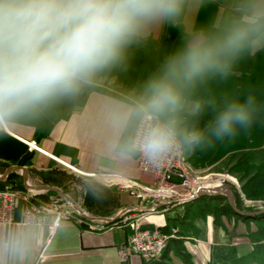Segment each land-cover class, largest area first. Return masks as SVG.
Returning <instances> with one entry per match:
<instances>
[{"label": "crops", "instance_id": "crops-1", "mask_svg": "<svg viewBox=\"0 0 264 264\" xmlns=\"http://www.w3.org/2000/svg\"><path fill=\"white\" fill-rule=\"evenodd\" d=\"M225 6L226 0H186L176 21L149 24L145 35L119 63L100 73L77 95L53 105L39 119L20 120L7 132L0 131V170L23 166L28 182L58 186L54 172L60 166L66 167L65 163L82 173L94 174L92 178L103 184L122 176L151 185V176L137 168L138 155L124 159L109 151L118 110L140 92L165 57L181 46L183 42L177 39L185 40L189 33L208 27ZM263 59L264 49L244 51L232 61L226 74H211L191 86L184 96L183 117L188 126L207 128L225 98L249 94L264 97L258 85L260 79L264 81V71L259 73L258 68ZM258 127L255 124L251 128ZM241 130L184 155L197 173L220 175L230 167L243 180L247 165L237 162L244 160L243 154L249 155L250 160L260 161L250 163V168L256 170L259 166L262 174L252 187L261 186L264 135ZM30 141L38 149L29 150ZM45 191L41 189L32 202L44 203L56 194ZM200 204L196 201L146 213L149 203L139 204L127 195L120 197L115 213L127 205L136 209L121 229L98 232L72 215L61 220L50 235L48 226L54 215L48 213L41 224H24L25 204L18 200L12 223L0 224V264H184V257L189 264H259L264 260V239L259 228L262 223L243 221L231 214L220 215L214 222L210 209ZM137 218L142 229H157L170 236L160 257L145 260L130 252L126 260L120 258L118 247L127 242ZM13 237L17 240L15 246L9 244Z\"/></svg>", "mask_w": 264, "mask_h": 264}, {"label": "clouds", "instance_id": "clouds-1", "mask_svg": "<svg viewBox=\"0 0 264 264\" xmlns=\"http://www.w3.org/2000/svg\"><path fill=\"white\" fill-rule=\"evenodd\" d=\"M186 0H0V131L36 120L115 66L153 22H174ZM264 49V0H226L212 23L187 35L138 94L120 106L109 151L160 166L247 130L264 116L249 94L225 98L204 129L183 117L186 91L226 74L244 51ZM11 238L9 244L15 246Z\"/></svg>", "mask_w": 264, "mask_h": 264}, {"label": "rangeland", "instance_id": "rangeland-1", "mask_svg": "<svg viewBox=\"0 0 264 264\" xmlns=\"http://www.w3.org/2000/svg\"><path fill=\"white\" fill-rule=\"evenodd\" d=\"M177 40L180 42H184V40H179V39H177ZM259 62L260 63L258 64V68L260 69L259 73H261L262 72L261 70L264 71V59L260 60ZM258 85H259V89L264 90V81L262 79L259 80ZM232 97H238V96L234 95ZM211 99H214V97L212 96ZM257 99H258V101L264 102L263 96L257 97ZM255 124L259 125V127L254 128V129L249 128V129H247V131L248 132L255 131L257 133H261L262 135H264V116H261L260 118H258L252 127H255ZM241 131L242 130H238L237 133H241ZM183 156H184L185 160L188 162L186 156L184 154H183ZM248 159L249 160H247V162H246L247 166L245 169L246 173L244 174V180L239 174H236L232 170V168H230V167L225 169V172H223L220 175H212L211 173H208V172L197 173L193 169V167L191 165L190 166L194 172V175L204 176V175L209 174L211 176L210 177L211 179L207 178L209 184H216V183H218L219 179H222L223 182L220 181L219 183L220 184H227L230 187V189L232 190L233 196H234L235 206L237 203L239 205V207L242 209L241 210L236 206L238 210H240L242 212H257L259 210L264 209V182L260 181L261 186L252 187V186H254V183L257 182V180L260 179V177H262V174L260 172L261 168L258 165H257L258 167L256 168V170H253L252 168H250V165H251L250 163H253L256 165V164H260V161L258 163H256L253 160H250V158H248ZM3 172L4 171L0 170V174H2ZM253 172H254V174L252 176H249ZM10 173H12V176L9 178L8 182H4V180L6 178L2 181L0 180V186H2V188L4 187V185L10 186L13 190L19 191V192L24 190V189H27V188H24V186H23L22 177L20 174H16L14 172H10ZM54 174H55V178L58 180L59 185L58 186L54 185L53 187L60 189L64 194L69 196L74 202H76L82 208V211L89 216L111 218V217L116 216L117 213H122L121 215L123 217L124 216H130V214L132 212H134V210L136 209L135 207H133V205H127L126 207L122 208L119 212L115 213V211L119 205L120 197L126 198L127 195L129 197L137 200V202L139 204H141V203L143 205L147 204L145 202H142L138 198L134 197L133 195H131L126 190L120 189V187L115 184V182H116L115 176L111 182L103 184L102 182L97 181L96 179H93L92 177H88L86 175L80 174V173L74 171L73 169L68 168V167H64V166H62V167L60 166L59 169L54 172ZM254 176H256V177H254ZM120 177H122V176H120ZM151 181H153L152 177H151ZM28 183L30 185H34L35 182L29 181ZM37 185H38V182H37ZM151 185H148V186L150 187ZM49 186H52V185H49ZM145 186H147V185H145ZM206 187H213V186L210 185V186H206ZM2 188H0V189H2ZM27 190L36 191L38 194H35L34 197L38 196L39 191H40V190H34V189H30V188ZM46 191L44 192L45 194L47 193ZM51 196H53V197L50 200H46V201H44V203H40V204H35L34 202H32V199L34 197L30 201L37 209L46 208L48 211L57 210V211L62 212V213L71 211L72 215H75L78 219H80L82 221L81 223L84 222L87 225H89L92 229L100 230L98 232H105L108 230L109 231L110 230H119L122 228L123 225L130 222V217H128L127 221L125 222L123 220L124 218H122V216L117 218L113 223H105L102 221H88V220L76 215L71 210L70 202H68L66 199H64L63 197H61L57 194H51ZM196 201L197 200L195 197L191 201L189 200V201L184 202V203L172 204L170 206H165V207L169 208V207H173V206L181 205V204H186V203H188L190 205L191 202H196ZM212 204H213V202H212ZM200 205L206 207L204 205V202H201ZM25 206H26V204H25ZM162 207H164V205H160V206L152 209L151 204L149 203V207L147 208V210H144V211H146V213H151V212H154L155 210H157L158 208L162 209ZM188 208H191V206H189ZM261 214H264V212L260 213L258 215H261ZM254 216H257V215H254ZM133 223L138 224V218ZM256 223L258 225L260 223H262V225L259 226V228H260V232L262 233L261 236L264 239V232H263L264 231V218L261 219L260 221H256ZM102 226L105 227V230H103V231H102V228H103ZM140 229H142V228L140 227ZM159 231L162 233L161 230H159ZM162 234H164V233H162ZM164 235L166 236V239H167L166 242H167L170 236L167 234H164ZM122 245H126V243H124ZM166 245H167V243H166ZM166 245H165V248H166ZM165 248L163 249V251L165 250ZM250 259H252V258L246 257L247 261L248 260L251 261ZM148 260H151V259H148ZM255 261H258V260L255 259ZM259 264H264V260L263 261L260 260Z\"/></svg>", "mask_w": 264, "mask_h": 264}, {"label": "built area", "instance_id": "built-area-1", "mask_svg": "<svg viewBox=\"0 0 264 264\" xmlns=\"http://www.w3.org/2000/svg\"><path fill=\"white\" fill-rule=\"evenodd\" d=\"M27 145L29 150L38 149L34 141L27 142ZM63 164L80 174L94 177L92 173H82L73 166ZM137 167L141 172L148 173L152 177L153 181L150 187L120 176H115V184L142 202L150 203L152 209L160 205H172L173 198H179L188 191H196L201 187H206L203 186V182H197L191 167L182 166L181 155H169L160 166H155L138 155ZM214 185L216 184H212V186ZM35 194L38 193L27 189L20 192L15 191L10 186H4L0 189V224L9 225L12 223L13 209L18 200L26 204L23 210L24 224H41L48 213L51 212L54 215L51 224L48 226L50 235L61 220L72 217L71 211L62 213L57 210L48 211L46 208L37 209L30 201ZM128 217L122 216L125 222ZM78 222L81 223L82 221L78 219ZM166 240V236L159 230L140 229L137 223H133L132 232L126 245H120L118 252L122 260H126L130 252H134L147 260L148 257L155 255L158 246H161L162 242H166Z\"/></svg>", "mask_w": 264, "mask_h": 264}, {"label": "water", "instance_id": "water-1", "mask_svg": "<svg viewBox=\"0 0 264 264\" xmlns=\"http://www.w3.org/2000/svg\"><path fill=\"white\" fill-rule=\"evenodd\" d=\"M10 172H20L24 188H27V189L30 188V189H34V190L44 189L47 191L55 192L57 195L63 197L68 202H70L71 210L76 215H78V216H80V217H82L88 221H102L105 223H113L122 214V213H118L116 216L111 217V218L89 216L82 211V208L76 202H74L69 196L64 194L60 189L53 187V186H48V185H30L27 181L26 171H25V168L23 166L15 165V166L8 167L2 174H0V180L1 181L4 180ZM204 196H206V197L221 196V197L225 198V200H226L228 206L231 208V210L238 215L254 216V215H258V214L264 212V209L259 210L257 212H242V211L238 210L237 207L235 206V203H234V196H233L232 190L230 189V187L227 184H220L218 186H213V187H201L195 193L196 198L204 197Z\"/></svg>", "mask_w": 264, "mask_h": 264}, {"label": "trees", "instance_id": "trees-1", "mask_svg": "<svg viewBox=\"0 0 264 264\" xmlns=\"http://www.w3.org/2000/svg\"><path fill=\"white\" fill-rule=\"evenodd\" d=\"M241 158H243L244 160H241V159L238 160L237 164H241V163L246 164V162H247V160H249L248 158H250V156L249 155H246V154H243L241 156ZM11 176H12V173L8 174V176L6 177V179H5L4 182H8V180H9V178ZM254 177H256V176H254ZM0 188H2V186H0ZM196 200L197 201H200V202H204V205L207 208L210 209V211L214 215V222H215V219L218 216L223 215V214H231V215L237 216L238 218H241L243 221H248V220H251V221H260L261 219L264 218V214L257 215V216H241V215H238V214L234 213L231 210V208L228 206L225 198L220 197V196H214V197H206V196H204V197L196 198ZM212 202H213V204H212ZM236 206L239 209H241L237 203H236ZM182 259L184 260V264H189L187 262V260L185 259V257L182 258Z\"/></svg>", "mask_w": 264, "mask_h": 264}, {"label": "bare ground", "instance_id": "bare-ground-1", "mask_svg": "<svg viewBox=\"0 0 264 264\" xmlns=\"http://www.w3.org/2000/svg\"><path fill=\"white\" fill-rule=\"evenodd\" d=\"M176 155H179V154H176ZM181 158H182V166H186V167H191L190 164L188 162H186V160L184 159V156L181 155ZM211 176L208 174V175H204V176H197L196 175V180L197 182H203V186H210L212 184H209L208 183V179L207 178H210ZM211 179V178H210ZM223 182L222 179H219L218 183H216L215 186H218L220 185L219 182ZM197 191V190H196ZM196 191H188L185 195H183L182 197H179V198H173V204H180V203H184V202H187V201H191L193 200V198H195V193ZM166 206H170V205H166ZM165 207V206H164ZM163 207V208H164ZM168 208V207H167ZM167 242H162L161 246H158V249H156V253L154 256H150L148 257V259L150 258H154V257H157L161 254V252L163 251V249L165 248V245H166ZM160 257V256H159ZM155 259V258H154Z\"/></svg>", "mask_w": 264, "mask_h": 264}]
</instances>
